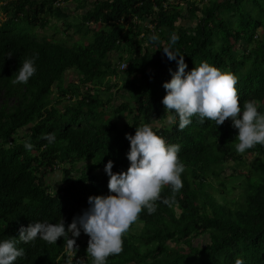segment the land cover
Instances as JSON below:
<instances>
[{"label": "trees", "instance_id": "1", "mask_svg": "<svg viewBox=\"0 0 264 264\" xmlns=\"http://www.w3.org/2000/svg\"><path fill=\"white\" fill-rule=\"evenodd\" d=\"M61 2L81 11L70 18ZM187 15L194 25L176 24ZM49 24L52 33L39 32ZM153 32L159 41L149 40ZM171 32L180 36L186 71L204 60L231 70L241 101L255 99L264 111V0H0V239H18L20 226L35 220L67 225L89 195L108 194L104 165L112 159L113 171L126 170L125 133L151 123L182 145L183 187L171 206L158 200L154 213L139 214L107 264H234L237 256L264 264V145L238 153L230 118L218 126L194 116L182 130L166 123L163 82L177 64L162 48ZM34 53L37 72L27 84L12 83ZM112 88L128 98L113 103ZM49 132L53 143L43 138ZM230 160L237 173L224 178L240 189L231 199L220 178ZM53 172L58 183L49 180ZM172 195L165 185L161 196ZM88 239L76 238L84 264H91ZM18 246L25 255L16 264H64L70 255L63 237Z\"/></svg>", "mask_w": 264, "mask_h": 264}, {"label": "clouds", "instance_id": "2", "mask_svg": "<svg viewBox=\"0 0 264 264\" xmlns=\"http://www.w3.org/2000/svg\"><path fill=\"white\" fill-rule=\"evenodd\" d=\"M179 39L177 32H171L168 43L162 48L167 58L177 64L176 70H169L171 79L163 82L166 94L162 104L168 114L166 123L182 130L194 116L201 123L207 118L218 126L230 118L232 126L238 129L235 136L238 153L243 154L257 144L264 145V111L255 99L241 101L237 88L239 77L206 60L186 71L187 62L176 47ZM149 40L157 42L160 36L153 32ZM38 55L34 53L20 62L12 83H28L37 72ZM20 131L24 132L26 128ZM125 136L130 142L126 152L130 162L127 169L113 171L115 161L112 159L104 165L109 177V193L89 195L88 206L67 225L64 218L59 222L35 220L27 226L21 225L18 239H0V264H16L18 258L25 255V249L18 244L35 241L38 237L49 244L57 243L58 238L63 237L70 250L64 264H84V259L77 257L76 238L81 232L89 237L86 253L91 257V264H107L110 255L123 251V236L144 209L149 214L154 213L158 200L171 206L175 193L183 187L182 173L186 165L179 155L182 145L168 142L151 123L136 126L134 134L125 133ZM43 138L53 143L56 135L49 132ZM24 147L27 150L33 148L30 137L24 140ZM54 175L58 177L59 173ZM53 183L58 182L54 180ZM165 185L171 186V197L161 196ZM234 264H245L244 257L237 256Z\"/></svg>", "mask_w": 264, "mask_h": 264}, {"label": "rangeland", "instance_id": "3", "mask_svg": "<svg viewBox=\"0 0 264 264\" xmlns=\"http://www.w3.org/2000/svg\"><path fill=\"white\" fill-rule=\"evenodd\" d=\"M62 5H64L67 9V13H69V16L70 18L72 17V15H77L79 14V12L81 11L80 9H75V3L73 2H69V3H62ZM185 7V6H184ZM197 15H199V12L197 13ZM196 19L187 15L185 16L184 18L180 19L179 21L176 22V24L178 25H182V26H191V25H194ZM51 24H49L48 26H46L45 28H43L42 31H39V32H43L44 34H50L52 33V29L49 27ZM90 27H93L92 24L90 23L89 24ZM57 38H59L60 36H62V33L59 32L57 34ZM80 35L78 34H74L73 36V39H79ZM112 54V53H110ZM117 56V53L112 55L111 57L115 58ZM115 61H118L117 59H115ZM74 74H72L71 72L68 73V79L67 80H74ZM111 83H117L119 84L120 83V79L119 78H116V79H111L109 80ZM114 92V93H113ZM111 93H113V97H112V100H113V103H119L120 101H123V100H126L128 98L127 96V93L124 92L123 90L121 91H116L114 90L113 88L111 89ZM102 98H103V95H101ZM125 116V115H124ZM121 120H125V117H122ZM245 154L246 156H248V153H243ZM235 169V166H234V163L232 162V160L224 163V169H222V174L220 176L221 179H224V185L226 186V190L227 192L229 193L228 194V198L231 199V198H234L236 197V195L239 193V187L235 184V183H232L231 180H229L228 178H224V177H227L230 173H237V171H233ZM237 169V168H236ZM244 169V167H239L238 170L239 171H242ZM56 172H53L50 176V181H56L57 179H59V177H57L56 175H54ZM238 176V174H236ZM49 177V176H48ZM227 194V193H226ZM175 210L178 212V208L176 207ZM203 238L200 237V238H196L194 240L195 243L197 242H200L202 241Z\"/></svg>", "mask_w": 264, "mask_h": 264}, {"label": "built area", "instance_id": "4", "mask_svg": "<svg viewBox=\"0 0 264 264\" xmlns=\"http://www.w3.org/2000/svg\"><path fill=\"white\" fill-rule=\"evenodd\" d=\"M122 66H124V64Z\"/></svg>", "mask_w": 264, "mask_h": 264}]
</instances>
